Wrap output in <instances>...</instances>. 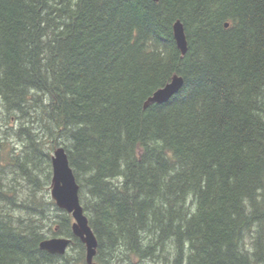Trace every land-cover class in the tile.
Returning a JSON list of instances; mask_svg holds the SVG:
<instances>
[{
    "label": "trees",
    "instance_id": "16d2710c",
    "mask_svg": "<svg viewBox=\"0 0 264 264\" xmlns=\"http://www.w3.org/2000/svg\"><path fill=\"white\" fill-rule=\"evenodd\" d=\"M58 147L97 264H264V0H0V264H87L39 197Z\"/></svg>",
    "mask_w": 264,
    "mask_h": 264
},
{
    "label": "water",
    "instance_id": "95a60500",
    "mask_svg": "<svg viewBox=\"0 0 264 264\" xmlns=\"http://www.w3.org/2000/svg\"><path fill=\"white\" fill-rule=\"evenodd\" d=\"M154 1L157 2L158 0ZM226 26L228 27V24ZM173 32L177 47L182 57H184L188 51V42L184 25L180 20L175 22ZM183 85V77L174 75L168 84L155 91L146 100L144 109L146 110L155 104L168 102L174 95L179 93ZM51 163V198L60 210L72 216L73 235L86 247V263L97 264L95 256L97 254L98 241L81 205L79 198L80 187L64 147H58L54 150ZM71 243L72 240L70 238L54 237L43 240L39 247L42 251L49 254L64 256L68 252Z\"/></svg>",
    "mask_w": 264,
    "mask_h": 264
},
{
    "label": "rangeland",
    "instance_id": "374dc122",
    "mask_svg": "<svg viewBox=\"0 0 264 264\" xmlns=\"http://www.w3.org/2000/svg\"><path fill=\"white\" fill-rule=\"evenodd\" d=\"M11 144H13V143H11ZM52 156H53V152H52ZM51 165H52V163H51ZM45 169V168H44ZM39 174H42V182L43 183H45L44 181H46V179H45V176L43 175L44 174V172L43 171H41V169H39L38 171H37ZM44 187V191H42L43 193L42 194H40V198L41 199H44V201L46 202V203H50L51 201H53V199L51 198V185L49 186V185H44L43 186ZM46 189V190H45ZM48 210H50L51 212H47V210H46V218H49V219H46L45 221H44V225L46 226L47 225V227H52V228H54L55 227V224H53L52 222H54V218H55V215H56V212H55V208L54 207H52V205H50L49 206V208H48ZM61 237V236H60ZM51 238H54V237H51ZM49 239V238H48Z\"/></svg>",
    "mask_w": 264,
    "mask_h": 264
},
{
    "label": "bare ground",
    "instance_id": "6f19581e",
    "mask_svg": "<svg viewBox=\"0 0 264 264\" xmlns=\"http://www.w3.org/2000/svg\"><path fill=\"white\" fill-rule=\"evenodd\" d=\"M70 218V217H69ZM39 220V219H38ZM12 226V225H11ZM256 252V251H255Z\"/></svg>",
    "mask_w": 264,
    "mask_h": 264
}]
</instances>
